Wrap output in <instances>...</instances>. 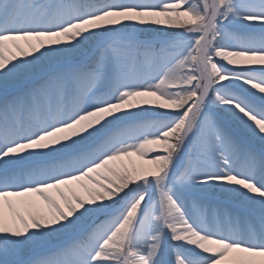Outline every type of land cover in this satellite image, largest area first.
I'll list each match as a JSON object with an SVG mask.
<instances>
[{
    "label": "snow or ice",
    "instance_id": "obj_1",
    "mask_svg": "<svg viewBox=\"0 0 264 264\" xmlns=\"http://www.w3.org/2000/svg\"><path fill=\"white\" fill-rule=\"evenodd\" d=\"M0 264H264V0H0Z\"/></svg>",
    "mask_w": 264,
    "mask_h": 264
}]
</instances>
